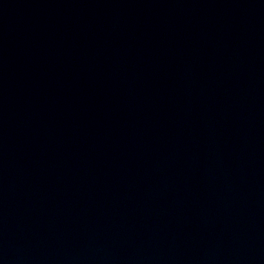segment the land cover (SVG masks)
Masks as SVG:
<instances>
[{
  "label": "water",
  "instance_id": "obj_1",
  "mask_svg": "<svg viewBox=\"0 0 264 264\" xmlns=\"http://www.w3.org/2000/svg\"><path fill=\"white\" fill-rule=\"evenodd\" d=\"M0 264H264V0H0Z\"/></svg>",
  "mask_w": 264,
  "mask_h": 264
}]
</instances>
